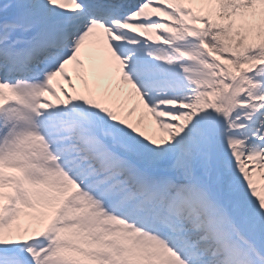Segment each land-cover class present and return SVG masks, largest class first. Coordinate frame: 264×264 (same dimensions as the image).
Wrapping results in <instances>:
<instances>
[{
	"label": "snow or ice",
	"instance_id": "6c2138e0",
	"mask_svg": "<svg viewBox=\"0 0 264 264\" xmlns=\"http://www.w3.org/2000/svg\"><path fill=\"white\" fill-rule=\"evenodd\" d=\"M0 264H264V0H0Z\"/></svg>",
	"mask_w": 264,
	"mask_h": 264
}]
</instances>
